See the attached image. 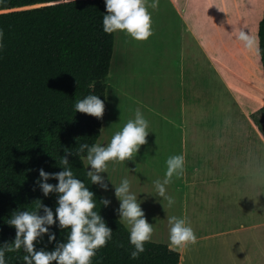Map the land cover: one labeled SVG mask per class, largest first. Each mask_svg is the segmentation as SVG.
Instances as JSON below:
<instances>
[{"label":"rangeland","instance_id":"rangeland-1","mask_svg":"<svg viewBox=\"0 0 264 264\" xmlns=\"http://www.w3.org/2000/svg\"><path fill=\"white\" fill-rule=\"evenodd\" d=\"M111 4L115 48L104 123L86 168L137 239L171 246L181 264H232L230 249L239 256L246 244L239 239L250 233L212 236L264 220V176L234 180L233 169L220 163L219 189L202 195L203 202L195 192L185 199L180 142L187 133L215 143L210 148L224 143L221 153L234 144L236 166L255 165L244 141L254 137L249 114L264 121L258 49L264 0ZM252 180L261 181L260 190L244 189ZM251 195L261 210L250 216ZM198 237L210 239L197 243Z\"/></svg>","mask_w":264,"mask_h":264},{"label":"trees","instance_id":"trees-1","mask_svg":"<svg viewBox=\"0 0 264 264\" xmlns=\"http://www.w3.org/2000/svg\"><path fill=\"white\" fill-rule=\"evenodd\" d=\"M113 19L111 0H0V264H181L134 237L84 162L104 123ZM258 49L264 72V13Z\"/></svg>","mask_w":264,"mask_h":264},{"label":"crops","instance_id":"crops-1","mask_svg":"<svg viewBox=\"0 0 264 264\" xmlns=\"http://www.w3.org/2000/svg\"><path fill=\"white\" fill-rule=\"evenodd\" d=\"M252 114L253 113L249 114L250 121L252 120ZM251 124V129L253 130L254 137L252 138V141H244L246 142L244 146L248 152V160H253L255 162V165H250L249 168L236 166L238 156L234 151V144H228L227 149H224V152L221 153V146L224 143H219L216 147L210 148L209 146H215V143L204 144L203 141L202 143H200L199 141H195V138L188 137L187 133H185V137H183L180 142L183 158L182 169L184 176V185L181 186L180 190L184 193L185 199H187L189 193L192 194L195 192L197 195H201V199L199 200L203 202L202 195H206L208 193L213 194L215 190L219 189L215 185V178L219 177L221 174L219 173L220 163L224 166L228 165L233 169L232 172H228V175L232 174L234 180L237 178V176L245 177V174L247 178L262 179L261 177L264 176V159L260 154V146L264 148V137L253 121H251ZM257 147L259 148L257 149ZM191 177H194V179H192ZM258 185H261V181L252 180L249 186L244 187V189L250 188V190H260V187H255ZM229 198L230 196L228 197V200ZM213 201L214 199L211 198V202ZM252 204L255 205L253 206ZM247 205H251V207L246 208L250 210V216L251 213H256V209L261 210L260 203L256 199L253 200L252 195L250 197V204ZM263 227L264 220H260L259 222H251L250 225H239L231 227V229L227 231H221L220 234L216 233V235L212 237H217L219 235H222L221 237L231 236L235 235V233L237 232H248V234L250 233V236L247 237V239H239L240 242L246 243L244 244V251L241 252L239 256H236L230 249V254H232V264H264V233H262L260 236L256 233V230L262 229ZM208 238L210 239V237H198L195 238V241L199 243L205 240H209ZM254 258L257 259V262H255L256 260Z\"/></svg>","mask_w":264,"mask_h":264}]
</instances>
